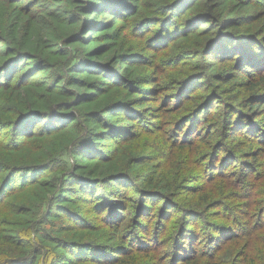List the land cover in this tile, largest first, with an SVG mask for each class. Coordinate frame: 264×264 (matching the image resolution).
I'll use <instances>...</instances> for the list:
<instances>
[{
    "label": "trees",
    "instance_id": "obj_1",
    "mask_svg": "<svg viewBox=\"0 0 264 264\" xmlns=\"http://www.w3.org/2000/svg\"><path fill=\"white\" fill-rule=\"evenodd\" d=\"M0 264H264V0H0Z\"/></svg>",
    "mask_w": 264,
    "mask_h": 264
},
{
    "label": "rangeland",
    "instance_id": "obj_2",
    "mask_svg": "<svg viewBox=\"0 0 264 264\" xmlns=\"http://www.w3.org/2000/svg\"><path fill=\"white\" fill-rule=\"evenodd\" d=\"M206 25L210 24L209 22L208 23H205Z\"/></svg>",
    "mask_w": 264,
    "mask_h": 264
}]
</instances>
